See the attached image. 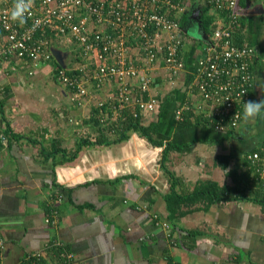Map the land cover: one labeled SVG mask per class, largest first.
<instances>
[{
    "label": "crops",
    "instance_id": "0c3cea01",
    "mask_svg": "<svg viewBox=\"0 0 264 264\" xmlns=\"http://www.w3.org/2000/svg\"><path fill=\"white\" fill-rule=\"evenodd\" d=\"M204 7L200 0H190L182 24L184 68L176 77L170 79L159 59L147 73L148 92L127 79L134 98L157 100L154 112L140 110L133 102L127 108L137 107L141 124L153 123L154 137L174 145L165 164L177 193L189 195L198 184L215 182L237 187L233 200L206 209L196 204L172 224L165 203L171 184L158 162L161 148L136 134L109 147L83 146L75 161L63 162L57 151H66L67 157L75 151L79 138L92 130L85 121L99 102H112L117 85L112 81L97 87L87 81L89 97L82 106L75 105L52 69L56 63L76 69L79 55L57 36L50 48L53 65L46 61L34 66L29 59L0 54L3 264H31L27 258L32 255L37 264H62L60 249L72 254V264H264V207L252 200L257 190L251 192V178L257 177L246 163L248 153L260 150L264 157V115L243 120L232 135L201 125L184 127L175 120L176 110L198 101L197 64L218 21L216 12L205 7L215 18L204 31ZM237 12L243 42L256 54L253 99L258 101L264 98V0H240ZM193 25L198 26V37L188 34ZM137 54L138 48L132 47L131 56ZM217 156L228 157L229 168L236 171L218 168ZM51 212H56L54 226L46 222ZM158 220L170 229L157 226Z\"/></svg>",
    "mask_w": 264,
    "mask_h": 264
},
{
    "label": "built area",
    "instance_id": "2783aa9c",
    "mask_svg": "<svg viewBox=\"0 0 264 264\" xmlns=\"http://www.w3.org/2000/svg\"><path fill=\"white\" fill-rule=\"evenodd\" d=\"M239 1L200 0L223 13L225 19L218 18L210 28L209 39L197 64L194 85L198 101L176 110V121H182L184 111H193L213 121L214 129L221 133L235 131L243 122L244 103L252 100V63L256 54L252 46L234 43L233 34L239 26ZM12 4L11 0H0V31L4 32L0 37V54L29 59L36 66L38 48L29 44L33 33L43 28L56 32L64 44H72L82 58L84 63L77 70L92 75V80L74 79L59 72L58 82L69 87L71 101L77 106H82L89 97L85 88L87 81L95 82L97 87L115 81L117 89L109 103L112 119L120 116V111L131 102L140 110L154 112L157 100L134 98L127 79L143 93L148 92L151 83L147 73L159 59L171 80L184 68L180 56L184 37L179 17L185 15L190 0H33L23 25L9 18ZM130 39L137 41L136 58L131 56L132 47L126 44ZM103 105L104 102H99L96 108ZM246 163L264 188V157L258 152L248 153ZM46 222L54 226L56 212H51ZM156 225L170 229L167 222L158 220ZM1 249L0 239V264H3ZM60 250L62 264H72V254ZM27 260L31 264L39 261L33 255Z\"/></svg>",
    "mask_w": 264,
    "mask_h": 264
},
{
    "label": "trees",
    "instance_id": "16d2710c",
    "mask_svg": "<svg viewBox=\"0 0 264 264\" xmlns=\"http://www.w3.org/2000/svg\"><path fill=\"white\" fill-rule=\"evenodd\" d=\"M13 3V0H11ZM203 6L209 8H213L211 5L207 6L204 3H202ZM204 7V8H205ZM207 8L202 9L203 14L200 16L202 29L204 31H207L209 24L213 21L215 18V15L210 17L208 16ZM216 14L218 15V18H224L225 15L223 13H220L216 10H214ZM186 15V14H185ZM185 15L182 16V18L179 19V23L182 27V24L186 22ZM187 16V15H186ZM183 28V27H182ZM243 22L242 19L239 17V26L235 30V33L233 34V39L236 40L237 45L243 46L245 43L242 39L243 37ZM4 35L3 31H0V37ZM57 33L54 31L49 30L48 28L39 29L35 33H33L32 41L29 42L30 45L36 46L37 53L39 55V58L37 59V65L39 66L41 62L51 61V42L57 39ZM58 40V39H57ZM45 43H47L45 45ZM53 43V42H52ZM127 45L130 47H136L137 41L134 39H130L126 42ZM137 48V47H136ZM1 49V47H0ZM50 58L49 60H47ZM77 59L79 62V65H81L83 62L82 58L78 56ZM35 63V62H34ZM53 65V62H50ZM34 65V64H33ZM78 68V67H77ZM76 69L68 68V67H62L59 64H54L52 74L54 76V79L58 82V75L59 72L63 71L65 75L71 78H84V79H90V74H84L81 73ZM90 68H94L90 66ZM69 89L68 86H64ZM70 90V89H69ZM253 88L250 92V95L252 97L253 95ZM137 106V105H136ZM138 107V106H137ZM137 107L133 108H124L120 111V116L116 117L115 119H112V111L110 109V106L106 103H104L102 108H94L92 111L90 117L85 121L84 124H88L91 126L92 130L89 133V135L84 139H80L76 144L75 151H72L68 154V157L66 155V151L58 150L57 152H60L63 154V162H73L78 157L79 151L83 146H90V147H109L112 145L120 144L126 140L129 139V137L133 134H136L141 139L145 140L147 143H149L151 146L156 148H161V157L159 159V167L162 171H165L167 173V177H169V181L171 184L170 192L165 196V203H166V209L169 213L168 220L174 224V221H176L178 218L186 215L189 211L188 208L196 205V204H204L205 206L202 207V209L208 208L209 205H211L214 202H228L233 200V197H230L232 194H235V191H239L237 187H226V186H219L215 182H208V183H200L198 184L195 189L192 191L189 195H180L177 193L175 188V179L169 172L166 161L168 159L169 152L174 148V145L170 143H163L162 141L157 140L154 137L153 134V127L154 124L151 123L149 126H143L141 124V112ZM102 113H101V111ZM178 124L184 127H191L194 125H201L205 127H210L214 129L213 121L203 119L201 116L196 115L193 111H184L182 115V121H176ZM229 135L233 133V131L226 132ZM260 151V150H258ZM254 151V152H258ZM264 151V150H261ZM259 153V152H258ZM260 154V153H259ZM230 159L228 157L224 156H217L215 159V165L220 168L222 171H236L235 169L229 168ZM245 166V165H244ZM247 167V166H246ZM245 167V168H246ZM248 171V170H246ZM250 176V172H248ZM236 181V178L233 179ZM252 183L251 186V192L256 189L257 191H253L251 194L253 196L252 200L258 201L262 206L264 207V188L262 187L261 183H259L254 177L251 178ZM246 186H244V189ZM254 188V189H253ZM251 199V197H249ZM244 199L248 200V197L246 196ZM187 208L185 211L183 208ZM201 208V207H200Z\"/></svg>",
    "mask_w": 264,
    "mask_h": 264
},
{
    "label": "clouds",
    "instance_id": "9594fccd",
    "mask_svg": "<svg viewBox=\"0 0 264 264\" xmlns=\"http://www.w3.org/2000/svg\"><path fill=\"white\" fill-rule=\"evenodd\" d=\"M33 5V0H13L12 7L9 9V18L13 22H18L23 25L26 22L27 15ZM188 34L193 37L199 36V29L197 25H193L188 29ZM264 115V98L260 100H249L244 103L242 119L248 121L257 116Z\"/></svg>",
    "mask_w": 264,
    "mask_h": 264
},
{
    "label": "rangeland",
    "instance_id": "374dc122",
    "mask_svg": "<svg viewBox=\"0 0 264 264\" xmlns=\"http://www.w3.org/2000/svg\"><path fill=\"white\" fill-rule=\"evenodd\" d=\"M158 161V160H157Z\"/></svg>",
    "mask_w": 264,
    "mask_h": 264
}]
</instances>
